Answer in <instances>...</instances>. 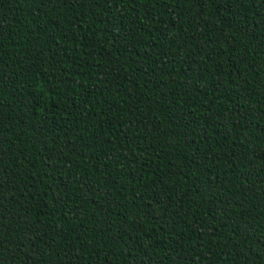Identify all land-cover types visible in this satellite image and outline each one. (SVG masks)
<instances>
[{
	"label": "trees",
	"instance_id": "obj_1",
	"mask_svg": "<svg viewBox=\"0 0 264 264\" xmlns=\"http://www.w3.org/2000/svg\"><path fill=\"white\" fill-rule=\"evenodd\" d=\"M0 264H264V0H0Z\"/></svg>",
	"mask_w": 264,
	"mask_h": 264
}]
</instances>
